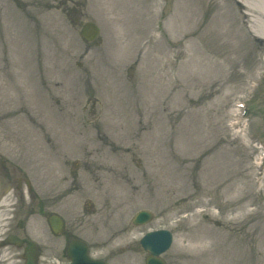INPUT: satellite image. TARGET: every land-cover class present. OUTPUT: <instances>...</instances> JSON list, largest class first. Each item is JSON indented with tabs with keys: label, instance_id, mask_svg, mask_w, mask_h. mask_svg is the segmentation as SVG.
Returning a JSON list of instances; mask_svg holds the SVG:
<instances>
[{
	"label": "rangeland",
	"instance_id": "rangeland-1",
	"mask_svg": "<svg viewBox=\"0 0 264 264\" xmlns=\"http://www.w3.org/2000/svg\"><path fill=\"white\" fill-rule=\"evenodd\" d=\"M68 1L78 17L64 15ZM74 20L94 22L100 42L83 43ZM78 61L92 69L89 91ZM55 78L54 91L43 85ZM88 97L107 109L99 124L138 147L131 163L91 154L88 168L101 159L98 193L88 180L69 191L61 211L92 256L144 264L140 236L167 229L166 264H264V164L254 147L264 148V0H0V140L40 155L45 122ZM142 208L153 220L131 226ZM19 234L40 247L39 264L60 257L41 216ZM22 263L21 251L0 247V264Z\"/></svg>",
	"mask_w": 264,
	"mask_h": 264
},
{
	"label": "flooded vegetation",
	"instance_id": "flooded-vegetation-1",
	"mask_svg": "<svg viewBox=\"0 0 264 264\" xmlns=\"http://www.w3.org/2000/svg\"><path fill=\"white\" fill-rule=\"evenodd\" d=\"M73 7L69 12H72ZM77 65L80 73L85 75H81V79L85 83V90L89 91L88 85L89 81H92L90 77L92 69ZM50 88L52 91L55 90L54 83L50 85ZM90 98L88 97L84 105L74 111L64 107L63 103L61 107H58L56 115L50 116L41 130L42 134L44 130L46 139L45 147L42 148L45 151H41L40 155L35 146H29L28 149L23 150L22 146H6L5 142L0 140V227L5 228L2 240L9 235L28 238L26 235L21 237L19 233L36 216H41L46 223L50 218H57L62 222L63 231L60 236L53 238L60 239L63 244L60 249V256H63V259L56 264L67 262L65 250L74 240H82L86 242L89 250L91 248L90 242L72 233L68 217L65 216L69 207V191H82L81 181L94 182L96 194L98 193L96 187L98 190L100 189L101 159L94 157L97 162L92 161L91 164L96 166V169L94 167L90 169L87 167L88 160L86 161V158L90 159L91 154L97 153L104 160L109 162L112 160L111 163H116L115 159L118 160L120 157L118 153H120L128 157L127 161L131 163L133 158L138 157L136 156L137 145L135 147L133 142L119 141L116 131L112 130L111 126L99 124V122H103L107 109L96 110V102ZM90 101L91 104L88 105ZM58 105L59 102H55V106ZM117 115L111 121L115 120ZM54 116L57 120L53 119ZM35 119L36 117L32 116L31 127L39 130L37 124L33 123ZM140 125L144 129L145 123H142V120ZM108 130L116 135H111ZM87 134H93V136L90 137ZM70 138H73V141ZM73 144H79V146H73V149L77 151V157L70 156L69 145ZM120 159L122 158L120 157ZM93 173H96V178L93 177ZM38 180H41L40 184ZM44 193L45 198L42 197ZM44 205L45 211L43 210ZM63 208L65 215L61 211ZM86 212L87 210L83 209V213L87 214ZM41 256L40 252V258ZM104 261L108 262L107 257L104 258Z\"/></svg>",
	"mask_w": 264,
	"mask_h": 264
},
{
	"label": "water",
	"instance_id": "water-1",
	"mask_svg": "<svg viewBox=\"0 0 264 264\" xmlns=\"http://www.w3.org/2000/svg\"><path fill=\"white\" fill-rule=\"evenodd\" d=\"M97 34L98 30L93 24H86L81 31L82 37L87 41H92L93 39H95ZM146 217L145 214H141L138 219H136V222L143 223L147 220ZM51 230L54 233H57L59 231V228L56 226H52ZM170 242V236L167 232H154L147 234L141 242L143 248L148 253H150V257L147 259V264H163L157 258V255L166 251L170 246ZM10 243L15 244L16 246H20L22 243H25L26 248L24 249V255L22 257L25 260L24 264H36L38 253L32 243L26 241H19L14 238L11 240ZM69 258L72 261V264H103L102 262L90 261L87 257L86 248L83 244H81L79 251L70 252Z\"/></svg>",
	"mask_w": 264,
	"mask_h": 264
}]
</instances>
